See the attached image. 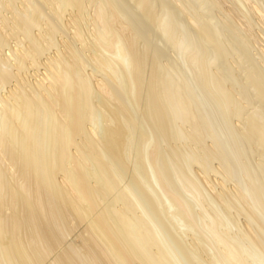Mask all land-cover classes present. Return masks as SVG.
<instances>
[{
	"label": "bare ground",
	"instance_id": "bare-ground-1",
	"mask_svg": "<svg viewBox=\"0 0 264 264\" xmlns=\"http://www.w3.org/2000/svg\"><path fill=\"white\" fill-rule=\"evenodd\" d=\"M196 1L208 17L190 19L191 80L171 76L159 42L184 50L175 1L0 0V264L264 262V103L243 105L264 100V73L249 42L220 31L238 33L215 16L224 0ZM233 49L250 84L225 65ZM231 176L251 203L226 187Z\"/></svg>",
	"mask_w": 264,
	"mask_h": 264
},
{
	"label": "rangeland",
	"instance_id": "rangeland-1",
	"mask_svg": "<svg viewBox=\"0 0 264 264\" xmlns=\"http://www.w3.org/2000/svg\"><path fill=\"white\" fill-rule=\"evenodd\" d=\"M173 3H174V1L176 2V4H177V6H176V4H174L173 5V3H172V5L173 6H176V8L177 9H179V11H180V13H182V11L184 10V8L183 7H185V10L187 11V13H186V11L184 10V13H182L183 15H185V17H186V19H185V21L183 22V24H186V26L185 27H183L184 28V32H179V34H178V37H177V43H179L181 46L183 45V43H184V45L182 46L183 48H184V50H186L185 48H187V46H188V48L187 49H191V50H193L194 48H193V46L191 45V47H190V42H188L189 41V36L191 35L190 33V31L188 30L189 28H190V30H191V28H192V26H191V24H190V19H192L191 21H193L194 20V17H196V16H202L204 19H206L207 17H208V15L205 13V11L204 10H198V9H196V4L195 3H197V1L195 2V0H171ZM243 1V2H242ZM242 1H240V0H224V4H223V6H222V10L221 11H219L220 9H216V12H215V16H216V18H217V16L219 17L218 18V22H219V20L221 19V20H223L222 21V23L223 24H225L226 23V25L227 24H229L228 22H231L232 21V23H230L229 25L232 27V28H235V29H233V31H235V32H238V33H234V35H231L229 32H228V30L226 29V28H221L220 29V31L225 35V36H229L230 35V37H229V41H231L232 40V42H233V45L235 44L234 42L235 41H237L236 39H241L242 38V42H245L246 44L248 43L249 45H250V49H252V51H250V55L251 56H249L248 58L249 59H252L253 60V63H252V60H250V63H252L251 65H253V66H258V70L256 69V71H258L259 72V70H261L260 72L263 74L264 73V53H263V51H264V32H263V29H264V23L262 24V19L260 18V15L257 13L258 11L261 13V15H262V18L264 19V2H262L263 3V5H261V3H255V1H251V0H242ZM247 1V3L248 2H250V3H246L247 4V7H248V5L251 7V6H253V7H251L253 10H251V8H245L246 7V4H245V2ZM184 2V3H183ZM188 5H187V4ZM245 4V7H244V4ZM255 3V4H254ZM252 4V5H251ZM258 4H260L259 6H258ZM227 5V6H226ZM19 6H21V4H19ZM180 6L182 7V8H180ZM257 8H256V7ZM187 7V8H186ZM258 7H260V8H258ZM262 7H263V9H262ZM190 9V11H192L191 13L190 12H188V10ZM194 8V9H193ZM225 8V9H224ZM258 9V11L256 10V9ZM188 9V10H187ZM193 9V10H192ZM196 9V10H195ZM224 10L226 11V12H224ZM253 11H254V13H253ZM255 11H257L256 12V14H255ZM5 14L4 15H10V14H8V12L7 11H5L4 12ZM188 13H190L189 14V16H187L188 15ZM223 13V14H222ZM199 14V15H198ZM254 16H253V15ZM228 15H229V18H231V17H233L234 19H237V20H235L234 22H233V18H231V19H229L228 20ZM257 15H259V16H257ZM11 16V15H10ZM9 16V17H10ZM231 16V17H230ZM257 18V19H256ZM248 21H247V20ZM252 19H254V20H252ZM217 20V19H216ZM228 20V21H227ZM246 20V21H245ZM250 20V21H249ZM259 20H261L262 22L260 23L259 22ZM195 21V20H194ZM225 21V22H224ZM253 21V22H252ZM236 22H238L239 23V25H238V23L236 24ZM242 22V23H241ZM247 22H249V23H247ZM259 22V23H258ZM243 23H244V25H246V24H248L247 25V27L248 26H250V27H248V28H246V26H244L243 25ZM253 23V25H251ZM256 23V24H255ZM220 24H221V21H220ZM233 26H232V25ZM241 24H242V26H241ZM250 24V25H249ZM187 25H188V27H187ZM228 25V26H229ZM235 25H236V27H235ZM239 27H238V26ZM258 25L260 26V27H258ZM189 26H191V27H189ZM251 26H253L254 27V29L251 27ZM245 29H244V28ZM262 27V28H261ZM185 28H186V30H185ZM194 28V27H193ZM230 29V28H229ZM240 29V30H239ZM248 29H253V31L251 30V32H250V30H248ZM193 30V29H192ZM248 30V32H250L249 34H248V32H246ZM240 31V32H239ZM241 31H243V32H246L247 33V35L248 36H246L245 34H244V36H243V32H242V35H241ZM256 31H257V33H256ZM252 32H255L254 34H252L251 35V33ZM37 33H39V30H37ZM8 34H10V33H8ZM181 34L183 35V37L185 36V40L187 39V42H188V44L186 43V41L183 39V37L181 36ZM249 35H251V36H249ZM242 36V37H241ZM257 36V37H256ZM258 36H260V37H258ZM10 37H12V36H10ZM10 37H8V40H9V38ZM248 37V38H247ZM255 39H254V38ZM13 39L15 38V37H12ZM10 39L9 41H7V42H9V44H8V46H10V45H15V43L17 42V40L16 39H14V40H16V41H14L13 39ZM21 38H22V36H21ZM245 38V41H243V39ZM183 39V40H182ZM234 39V40H233ZM12 40V41H11ZM161 40V41H160ZM159 40V42H160V46L161 47H163L165 50H166V55H167V59H169V62H171V66H174V70L175 71H173V70H171V76L173 75L174 77H176V74H178V72H180V73H183L186 77H189L191 80H195V77H194V71H193V68H192V66L190 65V63H189V59H186V57H187V51L188 50H186V51H180V50H178L177 48L175 49V47L172 45V44H168V45H164L165 43H166V41H164L163 39H160ZM181 42H180V41ZM225 40L226 39H224V42H225ZM228 40V39H227ZM226 40V43H229V41H227ZM249 40V41H248ZM239 41H241V40H239ZM239 41H237V42H239ZM163 44H162V43ZM232 42H231V44H232ZM258 42V43H257ZM182 43V44H181ZM17 44V43H16ZM167 44V43H166ZM230 44V43H229ZM228 45V44H227ZM7 46V45H6ZM6 46L5 47H3V49L4 50H6V49H8V46H7V48H6ZM260 47V48H259ZM2 49V47L0 46V50ZM55 49V48H54ZM50 50V53H52L51 54V56H53L55 53H56V49L55 50ZM261 49H263V50H261ZM233 50H235L234 51V53H233V51H232V54H231V52H230V56L228 57L227 56V59H226V64L225 65H229V64H231L230 66H232V68L230 67V69H232L231 71H232V77L234 78V75H235V80L237 81V83L239 82V84H250V81L247 79V78H251V77H249L250 76V74H252V75H254V73H252L253 72V70L251 69V66H249L248 65V63L246 64L245 63V60L246 59H244V62H243V57L245 58V55H244V53L241 51V50H238V51H241V52H237V49H233ZM256 50V51H255ZM7 51V50H6ZM262 53H261V52ZM259 52H260V54H259ZM240 53L242 54V55H240ZM234 54V55H233ZM263 56V58H261V56ZM237 56V57H236ZM241 56H243L242 58H240ZM188 58V57H187ZM230 58V59H229ZM238 58H240V59H238ZM261 58V59H260ZM248 59V60H249ZM236 60V61H235ZM183 61V62H182ZM227 61H230V62H227ZM240 62H242V64L240 63ZM178 63V64H177ZM185 63V64H184ZM246 65H245V64ZM176 64H177V67H176ZM187 64H189V65H187ZM217 64V63H216ZM221 64H223V63H221ZM240 64V65H239ZM179 65V66H178ZM185 65V66H184ZM236 65V66H235ZM184 66V67H183ZM190 66V67H189ZM222 66L223 65H221V68H219L220 66L218 65V66H215V64H214V69L215 70H213L214 71V73H217V71L219 70V71H221L220 69H223L222 68ZM218 67V68H217ZM227 67V66H226ZM225 67V68H226ZM248 67V68H247ZM192 70H191V69ZM225 68H224V70L223 71H225ZM243 68H245V69H243ZM229 69V70H230ZM235 69V70H234ZM246 69H247V71H246ZM177 70V71H176ZM180 70V71H179ZM183 70V71H182ZM217 70V71H216ZM245 70V71H244ZM216 71V72H215ZM236 73H235V72ZM174 72V73H173ZM177 72V73H176ZM245 72H246V74H245ZM248 72V73H247ZM41 73V72H40ZM176 73V74H175ZM224 72H222L221 71V73H217V74H223ZM235 73V74H234ZM258 74V73H257ZM189 75V76H188ZM236 75H237V77H236ZM242 77L241 79H238L240 76ZM246 75V76H245ZM251 75V76H252ZM256 76H258V75H255V76H253V80L255 79L254 77H256ZM263 76L264 75H262L261 76V78L259 79V77H258V79L259 80H261V79H263L264 80V78H263ZM192 77V78H191ZM223 77H224V75H223ZM245 77V78H244ZM233 78H230L231 80L233 79ZM189 79V80H190ZM230 79L229 78H225L224 77V83L226 84V87L227 88H229V89H231L232 91H233V93L234 94H236V96L237 97H239V94L237 93L238 92V90H239V88H238V86H233L232 84L234 83V84H236V82H234L235 80H233L232 82H230ZM242 79H243V81H242ZM244 79H245V82H244ZM190 80V81H191ZM240 81H241V83H240ZM194 82V81H193ZM230 83H231V85H230ZM238 84V85H239ZM229 86V87H228ZM232 86H233V88H235V91H234V89L232 88ZM238 88V89H237ZM195 90H196V93H198L199 95H200V97L204 100V102H206V106H208L207 108H208V110L213 114V115H215V116H218L219 115V109L217 110V108H219L218 107V105H216L215 103H213V102H210V101H208V98L203 94V92H202V90L200 89V88H198V87H196L195 88ZM254 94V95H253ZM252 95H253V97L251 96V98H252V103H255V101H256V103L252 106V105H245V104H248L245 100L243 101L244 102V106L245 107H247L248 108V110H250L251 112L254 110V108L255 109H257V110H260L261 108H263L264 107V100H263V98L262 97H257L256 96V94L255 93H253ZM257 97V98H256ZM259 98H261L262 99V103H261V100L259 99ZM208 102V103H207ZM263 104V107H261L260 105L261 104ZM256 106V107H255ZM259 106V107H258ZM261 107V108H260ZM264 109V108H263ZM217 110V111H216ZM218 120H220V125L222 126V128H223V122H222V120H221V117H219V119ZM236 122H238V121H236ZM238 124V123H237ZM224 129V128H223ZM210 141V142H209ZM183 144V145H182ZM206 144H208V146L211 148V144H213V141H212V139H209V140H207V142H206ZM205 144V146L207 147V148H209L207 145ZM181 145V146H180ZM196 144L194 143V142H192L191 144H188V143H185V142H180L179 143V146L182 148V149H188V148H190V146H195ZM209 148V149H210ZM256 158V159H255ZM253 159H254V162H257L258 161V159H259V157L257 156V155H254V157H253ZM216 160H218V162H216V161H214V165L217 167V168H220L221 166H222V161L220 160V159H216ZM219 163V164H218ZM220 165V166H219ZM219 166V167H218ZM223 167H221L220 169H222ZM224 169V168H223ZM214 178H217L220 182H225V179H224V181H223V177L221 178L219 175L217 176V175H215V173H213V175H212ZM230 177V176H229ZM228 177V179H226L227 181H226V183H224L225 185H226V187L227 188H229V189H231V190H233V191H235L236 192V194L237 195H242L243 197H247V199H246V201L248 202H250L251 203V200H250V196H248V195H250L248 192H245L244 191V186H242L241 185V182L239 183L238 181H240V176L239 177H232L231 176V178L234 180H232L231 178H229ZM211 179H209V181H210ZM212 181V180H211ZM228 182V183H227ZM235 182H237L236 184H235ZM229 184V185H228ZM239 185H241L240 187H243V191H242V189L241 188H238L239 187ZM234 189H238V190H234ZM242 192H241V191ZM240 192V193H239ZM245 193V194H244ZM248 193V195H246ZM246 195V196H245ZM208 207V206H207ZM209 208V207H208ZM201 210V209H200ZM219 210L224 214V216H226V217H228V216H230V214L231 213H228L229 211L228 210H226V208H225V206L223 205V207H222V205H221V207H219ZM235 210H233V212H234ZM198 213H200L199 212V210H198ZM226 214V215H225ZM229 214V215H228ZM235 214V213H234ZM242 215V214H241ZM240 215V216H241ZM245 215V214H244ZM244 215H242L241 217H240V219L243 221V223H245V224H247L248 223V220H247V217H246V215L244 216ZM243 217V218H242ZM246 217V218H245ZM240 220V221H241ZM241 221V222H242ZM250 224V223H249ZM223 225H225V224H223ZM227 225V224H226ZM233 224H231V225H228V227L227 226H224V229H226V233H227V231H228V233L227 234H230V235H234V234H238V228H237V226H235V228H234V226H232ZM232 227V230H231V227ZM228 229H227V228ZM234 231V232H233ZM189 234H191V235H193L194 236V233L193 232H188ZM258 259V258H257ZM249 263L250 264H264V262L263 261H254V260H252L251 258L249 259Z\"/></svg>",
	"mask_w": 264,
	"mask_h": 264
}]
</instances>
